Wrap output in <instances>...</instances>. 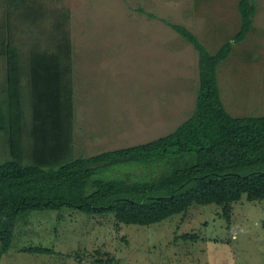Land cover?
Instances as JSON below:
<instances>
[{
  "label": "rangeland",
  "instance_id": "rangeland-1",
  "mask_svg": "<svg viewBox=\"0 0 264 264\" xmlns=\"http://www.w3.org/2000/svg\"><path fill=\"white\" fill-rule=\"evenodd\" d=\"M239 4L0 0V26L10 31L7 40L24 50L66 39L68 57L85 62L89 72L81 76H92L86 85L91 94L79 104L76 100L75 127L81 131L77 121L83 122V109L84 118L90 116L95 127H102L101 135L90 136L92 143L78 152L89 157L159 138L193 114L199 52L173 23L192 29L211 53L232 41L230 54L217 68L222 103L236 116L264 115V0H255L246 38L234 42L242 24ZM6 139L0 129V164L10 156ZM127 167V176L152 172ZM123 172L109 169L103 175ZM0 264H264V199L250 201L242 195L226 206L194 203L149 225L126 224L110 212L89 214L69 206L30 209L19 215Z\"/></svg>",
  "mask_w": 264,
  "mask_h": 264
},
{
  "label": "trees",
  "instance_id": "trees-1",
  "mask_svg": "<svg viewBox=\"0 0 264 264\" xmlns=\"http://www.w3.org/2000/svg\"><path fill=\"white\" fill-rule=\"evenodd\" d=\"M239 6L242 24L234 42L244 40L250 32L255 0H240ZM172 26L199 52V91L191 117L154 140L89 157H63L54 163L44 153H59L62 148L53 145L41 149L25 136L31 130L25 129L24 102L16 96L19 84L15 78L28 60H70L69 41L62 39L49 47L40 49L34 45L24 50L12 45L7 40L10 31L0 26V70L5 71L2 73L8 77L10 88L9 95L3 87L0 91V129L7 136L10 152L0 164V253L11 246L19 215L30 209L59 210L69 206L89 214L110 212L126 224L149 225L184 212L194 203L226 206L242 195L250 201L264 199V115H233L219 94L217 68L230 54L232 41L211 53L192 29L177 23ZM64 68L69 72L70 66L56 70ZM0 85H6L5 79ZM71 99L70 91L66 110L61 99L48 100L41 95L34 99L33 107L50 108L52 114L34 116L40 120L35 124L41 132L35 133L33 143L45 133L42 119L54 122L49 128L50 138H66L67 125L63 121L71 117ZM55 109H61V114ZM25 143L32 149L26 150ZM127 166L151 168L152 172L127 176ZM119 168L124 170L121 175H103L106 170Z\"/></svg>",
  "mask_w": 264,
  "mask_h": 264
},
{
  "label": "crops",
  "instance_id": "crops-1",
  "mask_svg": "<svg viewBox=\"0 0 264 264\" xmlns=\"http://www.w3.org/2000/svg\"><path fill=\"white\" fill-rule=\"evenodd\" d=\"M75 62H77L78 65ZM91 62H93V65L95 64V61L87 62V64L88 63L91 64ZM84 63L85 62L79 61L76 58H71L70 60H64L63 63H58V61L57 62H52V61L37 62L34 60H28L22 63L23 71L21 74H19L15 78L17 83L19 84V86H17L18 91H17L16 96L19 98H22L24 102L23 103L24 106L22 108V114L26 116V119H25L26 128L25 129L31 130L30 133L25 134V136L28 138V141H30L32 145L39 146L41 149L42 148L49 149L53 145L57 148L59 147L62 148L60 149L62 151H59V153H53L52 151H49V150L44 153L48 157L47 160L52 161V163H54V161L57 162V160L59 161V159L63 157L64 158L71 157V156H75L77 158L80 157L78 156L79 150L82 149V147L86 146L88 143H90V141L92 143V139L94 137L101 135V133L99 132H101L100 129H102V127H98V126L95 127V125H93V122L91 123L92 119H90V116L87 118H84L85 116H87L86 115L87 110H84V109L81 115L82 117L81 119H84L83 122H81V120L77 121V125H78L77 127L80 128L81 131L75 127V124H76L75 116L76 115H74V106H75L76 100L78 99L77 103L79 104L80 100L82 99L87 100L89 98V95L91 94V92H89V88L86 85L88 84V80L92 76L90 78L81 76L82 73L86 74L87 72H89L86 69V65L83 66ZM62 66H66V67L70 66L69 72L67 71L66 68L59 69L58 71L56 70V68L58 69V67H62ZM98 67L100 68L102 67V65ZM91 68H88V69H91ZM4 79H5L6 85H0V91L2 90V87H3V91L5 90L6 93H8L9 95L10 88L7 83L8 77L4 75V73H2L0 75V82L2 83ZM94 87H95V84H93L92 89ZM70 91L72 94L71 101L73 103V105L70 107L71 117L66 118L65 120L63 119L64 124L67 125L66 130L68 131L66 138H64V136L62 137L59 136V138H55V137L50 138L49 128L51 125H54V122L51 119H42V122L46 126V129L43 126V128L45 129L44 130L45 133H43L42 138L37 140L38 141L37 143H33L32 141L35 139V133L41 132L36 129L37 124H35L37 122H40V120L34 119V116L37 115V113L43 114V116H48L49 114H52V109L50 108L33 107L34 99L40 95L44 99H48V100L57 99L58 101L59 99H61L64 102V105L62 106V108L66 110L69 108L67 106L68 104L67 98H68V93ZM26 101L28 104L25 103ZM6 108L12 110L10 107H6ZM53 111H58V114H61L59 113L61 109H58V110L55 109ZM80 122H81V125L78 124ZM94 129H96L97 132ZM76 131L79 132L80 135H76ZM105 131L106 130H104L103 132ZM86 133H89V134H86ZM83 136H85L84 137L85 139L83 138ZM90 136H92L93 138H90ZM32 145L25 143L24 148L27 150V148L31 147ZM29 149H32V148H29Z\"/></svg>",
  "mask_w": 264,
  "mask_h": 264
}]
</instances>
